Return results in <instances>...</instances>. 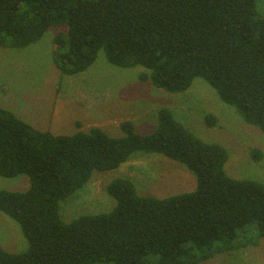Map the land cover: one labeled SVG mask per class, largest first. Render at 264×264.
Wrapping results in <instances>:
<instances>
[{"label":"trees","instance_id":"1","mask_svg":"<svg viewBox=\"0 0 264 264\" xmlns=\"http://www.w3.org/2000/svg\"><path fill=\"white\" fill-rule=\"evenodd\" d=\"M258 0H0V46L24 47L51 26L54 59L66 74L88 69L101 50L118 66L141 65L159 88L182 92L198 77L264 133V14ZM209 126L217 124L206 114ZM124 135L100 127L74 134L35 128L0 106V174L29 176L26 190H0V211L29 242L0 245V264H200L264 238V182L227 174V148L158 110L154 131L132 121ZM157 152L196 176L194 190L141 195L125 176L107 184L109 212L67 222L60 202L95 171L119 168L137 152ZM138 154V153H137ZM259 161L262 153L253 148Z\"/></svg>","mask_w":264,"mask_h":264},{"label":"rangeland","instance_id":"2","mask_svg":"<svg viewBox=\"0 0 264 264\" xmlns=\"http://www.w3.org/2000/svg\"><path fill=\"white\" fill-rule=\"evenodd\" d=\"M259 9L264 14V0ZM65 25L51 26L36 42L24 47L0 46V106L35 128L54 134H74L100 127L112 136L124 135L120 124L132 121L147 134L157 126L158 110L169 108L175 118L208 142L223 144L229 153L228 175L264 182V133L247 123L238 110L219 97L203 78L186 91L170 92L140 78L145 67L111 63L103 50L86 70L66 74L54 59V37L67 34ZM217 124L209 126L206 114ZM253 148L262 153L257 161ZM138 153V154H137ZM116 169L95 171L88 182L60 202V214L69 222L83 214L111 211L116 200L107 192L110 180L130 178L139 194L166 197L189 192L196 176L186 166L157 152L140 151ZM29 176L0 174V190H26ZM0 245L10 252L25 251L29 242L20 225L0 211ZM200 264H264V238L258 245L227 251Z\"/></svg>","mask_w":264,"mask_h":264}]
</instances>
